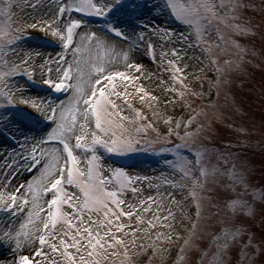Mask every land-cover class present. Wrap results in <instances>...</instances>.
Wrapping results in <instances>:
<instances>
[{
	"label": "snow or ice",
	"instance_id": "1",
	"mask_svg": "<svg viewBox=\"0 0 264 264\" xmlns=\"http://www.w3.org/2000/svg\"><path fill=\"white\" fill-rule=\"evenodd\" d=\"M21 2L0 0V135L23 150L13 148L12 156L5 163L10 170H0L3 177L0 211L13 215L24 211L26 217L18 228H0V247L7 245L11 254L10 260L0 258V264H152L153 257L163 249V244L157 241L175 243L174 237L184 239L179 254L172 257L173 264H204L212 247L215 251L208 264H232L233 260L241 264L250 254L254 259L264 251L261 247L264 234L259 238L250 234L247 243L237 244L238 237L245 232L242 225L234 229L225 227L213 234L211 241L203 242L199 233L205 217L202 197L195 188L203 189L209 175L215 176L218 168L209 170L203 164L207 149L198 147L194 141L201 128L191 129L197 117L162 118L170 125L163 133L164 139L148 141L141 133L156 125L131 102L136 98L144 101L145 95H152L139 83L148 72L142 62L143 55L147 54L151 61L166 64L164 70L171 73L173 83L165 81L164 84L172 98L165 103L183 109L184 89L189 87L191 75L186 71L188 65L181 63L187 51L177 47L166 51L167 45L183 41L186 49L193 43L208 44L202 57L207 63L200 71L216 65L215 71L222 73L218 57L212 54L213 47L220 45L208 40L214 22L246 34L249 28L230 21L239 18V9L256 10L257 6L243 4L241 0H164L163 4L149 9L147 0H60L55 12L32 17L29 22L23 17L14 19L17 16L14 6ZM38 4L39 0H35L28 6ZM158 8L167 9L175 20L192 31L177 35L168 29L150 30L145 10ZM73 12L84 16L73 18ZM84 17H103L104 24L94 30ZM33 31L52 37L60 45L62 50L57 59L51 56L44 59L45 53L31 46ZM216 31L218 38L224 40L219 29ZM159 42L164 47L157 51ZM122 44L127 48L121 47ZM232 44L245 51L237 41L233 40ZM115 59L122 61L123 70L115 67ZM193 59L201 62V58ZM38 69L40 82L50 92H66L68 98L56 100L38 93L29 94L27 83L15 80L21 77L36 83ZM176 83L179 88L175 87ZM215 83L218 85L220 81ZM191 94L203 95L195 91ZM152 99L158 98L152 96ZM174 133L179 142L171 139ZM141 140L147 148L140 147ZM153 144H159V148H153ZM101 147L120 155L149 148L159 154H171L175 159L166 160V164L174 172L151 177L133 176L124 167L105 170L98 153ZM25 161L28 169H35L38 174L31 182L12 187L9 178ZM229 175L243 183L234 169ZM188 179L194 181L189 193L192 199L189 201L187 196L177 199L187 187ZM145 181L147 189L160 181L155 183V188L165 185L169 191L157 193L159 200L153 195L141 198L145 189L138 185ZM70 186H74L73 190ZM228 187L234 189V185ZM128 189L138 194L131 202L127 198ZM242 203L233 199L228 201V206L235 212ZM207 230L205 223L203 231ZM250 249L255 250L250 253ZM163 251L171 255L169 249Z\"/></svg>",
	"mask_w": 264,
	"mask_h": 264
},
{
	"label": "rangeland",
	"instance_id": "2",
	"mask_svg": "<svg viewBox=\"0 0 264 264\" xmlns=\"http://www.w3.org/2000/svg\"><path fill=\"white\" fill-rule=\"evenodd\" d=\"M29 2L35 3V0H22L21 3L14 6L17 16L14 19L23 17V19L31 22L32 17H37L41 10L50 8L51 12L56 11V6L60 0H39L36 7H30ZM164 0H147L149 9L154 5L163 4ZM243 4H255L256 10L249 7L246 9H239V18L230 23L239 24L242 27L250 29L246 34L234 31L231 27H227L222 23L214 22L211 35L208 37L210 42L219 44L220 47H213L212 54L218 57L219 66L223 69L222 73L215 71L216 65L206 67L202 72L201 67H204L207 61L202 57L206 55L203 49L207 48L208 44L197 45L193 43L191 47L185 49L183 41H178L175 45L169 43L168 48L177 47L187 51V55L181 61L182 65L187 64L186 71L191 75L188 76L189 87L184 89L186 96L184 98V107L179 105L175 107L172 104H166L165 100L172 98V94L165 91L168 84H172L171 73L165 71L166 64L158 62L149 63L151 66V73L144 74V80L151 83V85L160 93L161 98L157 101L152 99H144L140 101L138 98L131 99L134 108H139L143 113L147 114V120L152 121L156 127L150 128L146 133H141V136L148 141L163 140V133L170 125L163 122L162 118L173 116L179 120L183 117L187 120L190 116H196L191 129L201 128V131L194 137L195 144L203 146L207 149L205 152L203 164L209 169L218 168L215 176L209 175L207 183L203 189L197 187L195 190L200 193L203 205V214L205 217L204 223L201 225V232L199 236L204 243H208L212 239V235L219 232L221 229L235 228L237 225H242L245 229L243 236L238 237L237 244L242 245L247 243L250 234H255L259 238L264 234V0H241ZM145 19L149 24L150 30L158 28L160 30L168 29L177 35L180 33L188 34L192 30L180 21L175 20L167 9H156L155 11L145 10ZM73 18L84 16L83 13H72ZM87 19L93 28L97 29L103 26V17H84ZM67 19V17H65ZM97 26H96V25ZM216 29H219L223 34L224 40L218 38ZM256 34L253 35L252 33ZM194 40V37H192ZM239 43L241 51L236 48L232 41ZM31 46L38 50H48L44 59L51 56L57 59L61 53L60 45L55 42L50 36L43 37L42 33L33 31ZM160 47H164L162 42H159ZM71 51L68 52L69 59H71ZM193 57L201 58L198 63ZM142 59L145 61L143 55ZM147 61V60H146ZM145 61V62H146ZM231 61L229 65L226 63ZM148 63V61H147ZM149 66V65H148ZM54 67V65H53ZM150 67V66H149ZM199 77V79L197 78ZM15 80L21 84L27 83L30 93L40 94L41 96H48L50 99L65 100L68 98L66 92L55 93L49 91L48 86L41 81L40 70L35 74L36 83L26 81L21 77H16ZM216 80L220 83L217 85ZM216 86L217 99L213 100V88ZM175 87H180L178 83ZM202 92L203 95H192L191 93ZM139 95H144L140 93ZM190 105V107H189ZM23 107V106H21ZM156 112L157 115H153ZM129 114H133L131 111ZM147 123V121H141ZM43 127V125H41ZM131 128L132 125L129 124ZM159 130V133L157 132ZM184 131L183 128L180 130ZM125 135L128 133L125 132ZM135 135L133 129L132 132ZM22 139V138H21ZM172 140L179 142L175 133L171 137ZM141 143H145L141 140ZM153 148L158 149L159 144H153ZM23 151L19 145L7 139L6 136L0 135V170L8 172L9 167H5L8 156H12V149ZM7 152V156L5 153ZM98 153L102 157L100 163L105 170H110L113 167H124L131 175L160 177L161 174L168 176L174 170L167 166L166 160H174L171 154H159L153 152L152 148L148 151H137L120 155L117 153H108L102 147L98 148ZM27 156V153H24ZM187 154V153H186ZM19 159V157H14ZM30 159V158H29ZM86 161V158H85ZM108 164V165H107ZM235 170L237 176L243 178V183L230 178L229 173ZM35 169L29 170L27 161L23 162V167L18 168L13 176L10 177L12 187L24 184L25 181L31 182L34 175H37ZM178 175V173H174ZM199 176V172L196 173ZM3 177H0V182ZM155 181L152 189H147V182H142L140 187L145 190L140 194L141 198H146L148 195L156 196L157 200L160 196L157 193L166 194L169 191L168 186L162 185L160 189L155 188ZM203 182V181H202ZM194 181L188 179L182 193L177 195V199H184L188 197L190 201L192 198L189 193L193 190ZM234 185L233 187H228ZM74 186H70L73 190ZM3 190V189H1ZM12 188H9L11 191ZM179 192V190H177ZM138 194L133 193L131 189L127 190V198L129 202L133 200ZM209 197L211 199H209ZM239 199L242 205L236 208L233 212L229 206L228 201ZM164 203H168V198L165 195ZM187 203V202H186ZM216 205H219L217 207ZM155 205H153V208ZM171 207L175 208L174 205ZM249 209H252L249 214ZM179 214V213H178ZM148 216L149 214L145 213ZM26 217V212L21 211L15 215L0 211V225L6 226L9 224L19 227V222H23ZM210 218V219H209ZM127 220V218H124ZM13 222V223H12ZM208 225V230L203 231L204 224ZM147 227V225H144ZM10 227V226H9ZM160 231L167 232L168 229L160 228ZM156 231V230H153ZM138 235H143L138 233ZM183 237H174L175 243L157 241L163 244V249H169V252L161 250V252L153 257L152 264H173L172 257L179 254L180 246L183 244ZM197 242H200L199 240ZM5 245L0 247V255L3 253ZM261 247H264L262 245ZM255 249H250V253ZM212 251L208 253V258L205 259L204 264H208V259L211 258ZM264 264V251L252 259L251 254L245 258L241 264ZM235 264V260L232 261Z\"/></svg>",
	"mask_w": 264,
	"mask_h": 264
},
{
	"label": "bare ground",
	"instance_id": "3",
	"mask_svg": "<svg viewBox=\"0 0 264 264\" xmlns=\"http://www.w3.org/2000/svg\"><path fill=\"white\" fill-rule=\"evenodd\" d=\"M51 9L50 8H46V9H44V11L43 10H41V12L39 13V15H37V17H40V16H44L45 15V13L46 12H51L50 11ZM96 25V24H95ZM90 26H91V24H90ZM97 26V25H96ZM92 28H93V26H91ZM94 30H95V28H93ZM52 38V37H51ZM53 39V38H52ZM121 47H123V48H127V45L126 44H122L121 45ZM38 50V49H37ZM39 51H41L42 53H45V54H47V53H49V51L48 50H39ZM71 55V54H70ZM142 62L145 64V66L147 67V69H148V73H151L152 71H150L151 70V67H149L148 66V64H146L145 63V61L142 59ZM113 64L115 65V67L116 68H119L120 70H123V64H122V61H120V60H118V59H115L114 61H113ZM139 83H141V84H143V86L145 87V89H146V91L147 92H149V93H151L152 95L151 96H149V95H145V99H152V96H155V97H157L158 99H160L161 98V95H162V93H160L159 91H157L152 85H151V83H149L148 81H145L144 79H142ZM143 94V93H142ZM153 101H157V99H152ZM108 165V164H107ZM0 191H2L1 189H0ZM10 222V221H9ZM9 222H8V225H6V226H3V227H12L10 224H9ZM13 223V222H12ZM1 225H0V228H3ZM0 258H7V259H11V254L9 253V251H8V246L7 245H5V247H4V249H3V253H1V255H0Z\"/></svg>",
	"mask_w": 264,
	"mask_h": 264
}]
</instances>
